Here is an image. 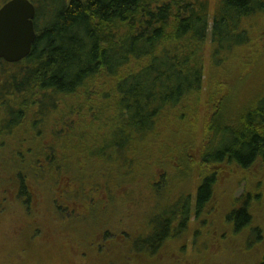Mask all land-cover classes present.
<instances>
[{
    "label": "trees",
    "instance_id": "1",
    "mask_svg": "<svg viewBox=\"0 0 264 264\" xmlns=\"http://www.w3.org/2000/svg\"><path fill=\"white\" fill-rule=\"evenodd\" d=\"M29 1L38 39L0 71V213L14 233L47 202L85 242L99 213L129 211L118 196L138 183L166 228L211 204L205 164L264 162V92L241 94L264 83V0ZM196 178V201L169 200L166 184Z\"/></svg>",
    "mask_w": 264,
    "mask_h": 264
},
{
    "label": "rangeland",
    "instance_id": "2",
    "mask_svg": "<svg viewBox=\"0 0 264 264\" xmlns=\"http://www.w3.org/2000/svg\"><path fill=\"white\" fill-rule=\"evenodd\" d=\"M8 1L9 0H0V8ZM262 42L264 43V38L262 39ZM262 48L263 52L260 55V60L264 61V46L261 47V49ZM2 67L3 64L0 62V71ZM250 71L253 70L248 69L246 72L249 75L248 78L253 77V72ZM259 85L260 82L257 80L246 81L244 87L241 88V94H243L244 90H261V92H264V83L262 87H259ZM236 90H238V88H234L232 91L234 92ZM244 94H247V91ZM257 97V94L253 95L254 99ZM200 172L203 177L207 175L210 176L211 174L216 176V178L214 177L215 195L206 211L204 210L201 212L198 218L193 214L191 220L188 222V233L191 227L199 229L197 233L199 243L198 245L196 243L193 246L189 241L188 247L183 249V251L181 250L184 254V258L192 260L191 263L183 262L181 264L263 263L264 162L260 159L249 169H242L241 167L233 166L232 164H223L221 166L219 165V167H209L205 164ZM172 182L173 180L165 185L169 189L168 198L172 202H177L178 199H180L183 189L185 192H191L195 195L199 185L197 178L195 179V182L186 185L185 187L183 186V188L180 185L172 184ZM133 189L134 193L131 195L125 193V197L124 192H122L118 196V201H125L129 211H123L116 207L113 210L99 213L97 218L90 220L93 225H86L90 226V228L87 229V233H98L102 232V229L105 231L108 228L95 227L101 226L109 220L103 217L106 212L111 213L106 216L115 217V220L123 222L121 226L130 232L132 231L126 227L127 222L130 223L131 221L139 220L147 223V217H149L148 212H150L151 209L147 210L146 208H148V200L151 199L147 198L148 192L145 184L140 185L138 183ZM45 204H48V207ZM45 204L42 205L45 208L42 212L49 213L50 211L48 208L50 204L47 202ZM245 205L252 214L253 225L252 228L249 227L236 232L233 224L229 221V217L231 212L236 208H241ZM7 207H10V205H7ZM150 208H152V204H150ZM192 208L194 209L193 204ZM90 212L93 214L95 213V211ZM44 213L43 217H40L39 213L35 214L33 211L26 212V214H31V218L29 219H26L24 217L25 214L22 213L21 222L25 225L32 224V226L28 227L27 225L23 228L19 227V232L17 234L13 231L14 222L12 219L15 218H11L12 212L3 210L2 213H0V264H6V246L8 250H11L10 263L12 264H18L17 260L20 257L24 258V264H62L64 252L74 251L73 248H75L78 253H81L78 259L82 260L84 258L82 254L83 252L84 254L86 253V248H84L78 240L64 236V234L70 233V230L65 229L66 227H60V229H58L56 219L52 218L50 215H44ZM33 215H38L37 219H35ZM151 222L153 223V221ZM181 222L182 220H174V223L178 226L181 225ZM256 234H259V236L257 237ZM118 239L120 241L116 244L114 242L103 243V251L107 253L108 256H112V252L114 251L126 252L128 258H139L141 261H144V258H142L144 254L136 248L133 238L131 240L127 236L118 234ZM167 245L168 246H164L161 249H157L156 255H154L156 259L145 257L146 264H160L162 259L169 260L174 258L173 248L169 243H167ZM92 248H94L97 255L101 254L100 247L95 246ZM22 249H26V251H22ZM107 250H110L111 252H106ZM150 252L153 253L152 250H150ZM29 254L33 257L35 263L31 260Z\"/></svg>",
    "mask_w": 264,
    "mask_h": 264
},
{
    "label": "flooded vegetation",
    "instance_id": "3",
    "mask_svg": "<svg viewBox=\"0 0 264 264\" xmlns=\"http://www.w3.org/2000/svg\"><path fill=\"white\" fill-rule=\"evenodd\" d=\"M9 1H12V0H9ZM8 2L4 3L3 6L6 5ZM33 5L35 6V4ZM36 15H37V8H36ZM36 35L38 39L37 32H36ZM198 196L199 195H198V190H197L196 194L195 195L192 194L191 198L195 199L196 201L198 199ZM148 213H149L150 218L147 220V223L141 222L139 220L131 221L130 223L127 222V224H131V226H126V227L132 232L128 231L127 229L121 226L123 222H119L115 220L116 219L115 217H108L109 220L105 222L106 226L102 227V228H106V227L108 228L105 231L104 229H102L103 230L102 232H98V233L93 232L91 234H88L85 242H82L80 238L75 237V236L69 237V238L78 240L81 243V245H83L84 248H86L85 249L86 253L84 254L83 252L82 255L84 258L81 260V259H78L81 253H78L75 248H73L74 251L64 252L63 258H62V264H146V258L149 257L151 259H156L154 255H156L157 249H161L164 246H168L167 243H169L174 250V253H173L174 258L169 259V260L162 259L160 261V264L162 263L163 264H173V263L181 264L183 262L191 263L192 260L184 258V254L181 252V250L183 251V249H186L188 247L189 241H190V244H192L193 246L196 243L198 245L199 238L197 236V233L199 229L195 227H191L188 233V230H189L188 222L191 220L193 214H195V217L198 218L200 216V213L192 208V210L188 212V217H186V219L184 218L180 226L176 225V223H174V221L172 220L171 226L166 227V228H157L156 221H155L156 214L151 211ZM88 214H91V213L88 212ZM109 214L111 213L106 212L105 216ZM151 221H153V223ZM229 221L233 224V227L236 230V232L238 230H244L249 227L252 228V225H253L252 214L246 208V205L241 208H236L233 212H231ZM158 231H163L165 232V234L163 236H160V235L157 236ZM118 234L122 236H127L131 240L132 238L134 239L136 248L140 250L141 252H143L144 254L142 256V258H144V261H141V259L139 258H134V259H132L131 257L128 258L126 252H115L114 251L112 252V256L111 255L108 256V254L103 251V247H104L103 243L114 242L116 244L120 241L118 239ZM256 236L258 237L259 234H256ZM8 246H12V245H8ZM95 246H98L101 248L100 255H97L94 251V248H92ZM142 249H149V250H142ZM150 250H152L154 254L151 253ZM22 251H26V249H22ZM106 252H111V251L107 250ZM10 253H11V250L10 249L8 250L6 246V254H7L6 264H12L10 263V258H11ZM29 257L34 262V259L30 254H29ZM17 262L18 264H24V258L20 257L17 260ZM261 264H264V262Z\"/></svg>",
    "mask_w": 264,
    "mask_h": 264
},
{
    "label": "water",
    "instance_id": "4",
    "mask_svg": "<svg viewBox=\"0 0 264 264\" xmlns=\"http://www.w3.org/2000/svg\"><path fill=\"white\" fill-rule=\"evenodd\" d=\"M35 17L29 0H12L0 9V61L17 64L31 55L37 40Z\"/></svg>",
    "mask_w": 264,
    "mask_h": 264
}]
</instances>
